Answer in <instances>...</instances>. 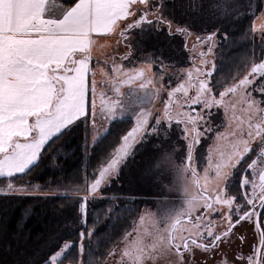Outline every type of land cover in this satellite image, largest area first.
Returning <instances> with one entry per match:
<instances>
[{"label":"snow or ice","instance_id":"1","mask_svg":"<svg viewBox=\"0 0 264 264\" xmlns=\"http://www.w3.org/2000/svg\"><path fill=\"white\" fill-rule=\"evenodd\" d=\"M193 6L199 13H203L206 8L217 11L221 7L230 9V12H226L225 18L239 12L235 0H208L207 4L195 5L190 3V7ZM166 11V0H75V3L62 9L61 13L54 17L49 11L47 0H0V176L11 179L16 174H26L39 168L48 159V148L51 143L74 131L77 122L81 120L85 124L86 154L106 138L111 127L102 130V126H97L98 82L94 78L96 73L90 66L95 37L114 32L120 29L121 24L126 25L120 29V36L129 51L121 59L131 63L134 55L142 54L141 59L151 62L149 67L154 64L161 71L169 65H165L164 59H160L155 53L147 52L143 46L153 34L159 36L161 30H166L168 38H176L177 35L194 37L198 44L211 42L215 37V32L207 37L196 35L190 31L195 28L191 22L171 12L165 16ZM196 14L190 13L193 16ZM174 21L177 22L175 28ZM137 29L139 31L136 37L130 38L128 34ZM260 30L264 34V25ZM187 48V43L182 42L177 57L186 55ZM195 48L196 44H193L190 50ZM208 52H212V47L208 48ZM199 55L203 57L205 53L200 52ZM180 62L182 61L178 58L177 63ZM204 63L206 61L202 59L201 64ZM112 71L128 73L127 80L121 83H132L145 75L143 68L125 70L123 65L115 64L112 65ZM196 71L200 72V69L197 68ZM214 71L215 65L203 75L211 77ZM187 75L191 78L192 71L188 70ZM242 75L243 78L235 77L229 87L219 92V100L215 98L214 89L218 87L216 82L200 79L196 97L189 98L191 104L188 107L192 110L184 113L182 118L176 121V127L183 125L179 132L182 139H178L183 151L187 142L188 163L184 168L179 166L176 168L177 175L182 176L189 170L195 172L192 162L197 146L201 145L206 134L214 131L210 127H204L207 121L204 120L203 113L195 109L203 105L204 111H208L215 104L227 112L229 106L225 102V97L233 93L241 94L243 102L248 105L246 127L245 122L240 121L236 125L237 130L229 133L234 138L247 139L235 140L232 147L238 150L227 155L220 153L222 162L215 165L214 173L215 196L209 195L204 198V215L195 218L197 221L195 230H185L187 235L176 236L173 224V233L167 238L160 236L151 245H137L134 252L126 251L124 255L130 256L132 264H154L158 256L169 253L175 254L177 264H193L188 256L194 248L203 249L205 253L219 252V255L214 256L213 264H264V183L261 184L258 195L254 193L249 198V194L244 191L249 187L255 189L254 183L249 181L247 175L256 167L258 161L252 159L242 171V165L251 159L250 154L255 150L254 141L260 148L259 162L264 164V107H260L264 105V83H261L264 81V58L253 64L248 74ZM249 88L258 90L262 99L255 100L248 95ZM176 91H183L187 96V88L183 84L169 92V97ZM100 95V114H106L105 118L111 125L117 119L116 112L113 107L105 104L103 97L106 93L102 91ZM150 116V112L141 108L136 115L135 125L108 146L111 151L105 152L93 173L94 178L90 182L86 179L83 187L76 188L71 202L63 209L66 213L64 219L69 221V224L76 223L84 228L83 231H79V256L85 254V239L90 238L96 231L94 227H87L90 200L97 199L98 194L106 190L113 178L119 177L122 166L149 137L161 139V144L152 151L162 155L164 145L169 141L161 137V131L165 136H168L169 132L171 135L176 134V127H172V117L169 115L167 105L164 115L155 118V123H149ZM165 119L168 121L167 125ZM217 138L223 140L226 137L217 132ZM240 145L243 147L240 148ZM209 153L211 156V149ZM159 159L160 155L153 156L150 167H155ZM164 159L168 160V157ZM50 160L55 163L53 154ZM210 170L211 162L205 172ZM260 179L264 181V170L260 173ZM220 184L223 185L222 188ZM233 184L238 187L234 190L235 194L230 195ZM28 187L31 185L16 187L9 183L7 191L24 194ZM2 191L5 189H0V192ZM117 206L118 204H114L111 211ZM195 207L193 200L189 199L187 207L179 214L187 217L189 224L192 223V212ZM211 214L222 217L223 231L214 228L213 222L206 219ZM245 227L249 229L255 227L258 230L259 247L250 245L249 255L239 251V246L228 251L224 247L225 241L231 243V238L236 237ZM238 239L245 241L243 236H239ZM74 248H77V242L74 240H67L62 246L59 243L55 244L49 249L51 255L44 259V264H64V260H68L69 264H83L77 255H71ZM109 255L113 256L115 253L109 252ZM122 262L123 256L121 264ZM88 264L104 262L95 260L89 261Z\"/></svg>","mask_w":264,"mask_h":264},{"label":"trees","instance_id":"2","mask_svg":"<svg viewBox=\"0 0 264 264\" xmlns=\"http://www.w3.org/2000/svg\"><path fill=\"white\" fill-rule=\"evenodd\" d=\"M54 1L65 6L75 3V0ZM238 1L243 4L244 12L247 11V13L233 18L229 15L225 18V16L221 17L217 10L206 8L203 13H199L194 6L190 7V3L192 5L206 4L208 0H166L165 16L171 12L191 22L195 28L190 31L200 35L206 33L205 37L215 32V37L221 39L222 48L218 50L217 70L213 77L216 83L223 85L222 87L230 85L237 73L243 71L248 64H257L263 58L264 45L259 44L260 36H247V34L253 31L252 23L256 17L255 14L262 8L264 0ZM193 12L197 14L190 15ZM168 18L171 19V16ZM176 25L177 22L174 21L173 26ZM138 31L137 29L132 32V38L136 37ZM219 33L227 34V43L223 40L225 36H220ZM185 39V36L179 35L176 38H168L166 30H161L159 36L153 34V37L144 42L143 46L147 52L155 53L157 57L164 59V63L169 67L181 68L192 66L196 61L195 55H188L190 53L188 48L185 49L186 55L177 57L182 42L186 43ZM141 55L136 54L135 57L148 62L141 59ZM166 57H172V59H165ZM178 58L182 62L177 63ZM218 87L221 88V86ZM135 104L136 102L133 101L132 108ZM228 124L229 121L225 128ZM134 125L133 116L117 119L111 125L108 123L107 127L111 128L106 138L86 154L84 151L85 124L81 120L77 122L74 131L51 143L48 148V159L39 168L26 174H16L11 179L0 177V189H5L0 192V264H44V259L51 255L49 249L57 243L62 246L67 240L77 242V248L72 250L71 255H77L83 264L104 260L109 255L111 249L133 230L144 204L151 203V200L156 197L154 196L156 190L153 188L156 187L155 179L158 176L159 167L157 164L155 167H150V162L153 156L159 154L152 151L153 146L149 148V144L145 147L142 145L141 150L139 149L127 162L119 177L113 178L112 183L98 194L97 199L90 200L87 227H94L96 231L92 237L85 239L83 256L78 255V248L79 231H83L84 228L76 223L69 224V221L64 219L66 213L63 209L71 202L74 190L83 187L86 179L90 182L94 178L93 173L105 152L111 151L108 146L118 136H123L125 131L131 130ZM225 128L224 130L227 131ZM90 131L89 128V138ZM207 140H210V145L206 143L205 152L220 141L217 136L214 141L211 135L207 137ZM213 148L214 154L216 147ZM253 148L255 150L250 154L251 159L242 165L243 171L252 159L255 158L258 161L254 173L247 175V177H253L249 180L255 185V189L252 187L244 189L250 195L257 191L261 182L260 171L264 170V164L259 162L260 148L257 145H253ZM229 151L233 152V147ZM52 154L55 163L50 160ZM207 168L209 167L206 166L205 169ZM254 178L257 180L253 181ZM9 183L16 187L31 185L30 188L33 190L39 188V192L34 190L24 194L12 193L7 191ZM236 187L238 185H232L233 191L230 195L235 194ZM66 190L70 192L65 193ZM107 195H112V199H107ZM114 204L118 206L111 211ZM64 264H69V261L64 260Z\"/></svg>","mask_w":264,"mask_h":264},{"label":"rangeland","instance_id":"3","mask_svg":"<svg viewBox=\"0 0 264 264\" xmlns=\"http://www.w3.org/2000/svg\"><path fill=\"white\" fill-rule=\"evenodd\" d=\"M235 3L239 7V12L231 15L232 18L237 15H244L247 13V11L244 12L243 4L241 2L235 0ZM230 11V9L221 7L217 13L222 17L225 16L226 12ZM255 15L256 17L252 23L253 31L250 34H247V36H260L259 44L264 45V41H262V35L264 34H262L260 30L261 26L264 25V2L260 11H257ZM130 22L131 21L129 20V23ZM176 26L173 27L175 28ZM124 27H126V25H120V29H123ZM120 29L94 38L95 46L92 49V60L90 62V66L95 71L96 74L94 78L98 82L96 98L98 106L97 126H102L103 130L104 128H108L107 126L109 123V121L105 118L106 114L101 115L99 110V106L101 105L100 93L103 91L106 93L103 97L104 102L107 106L114 108L117 119L133 116L136 120V115L140 112L141 108H143L145 111L151 113L149 123H155V118L164 115L165 105H167L169 115L172 117V127H176V121L181 119L184 113L192 110L188 107V105L191 104V99L189 98L196 97L200 79H210L215 82V78L213 77L215 71L212 73L211 77H205L203 73L210 71L213 65H215V70H217L218 50L222 48V45H220L221 39L215 37L212 42L198 44L194 37L185 36V42L187 43L190 51L188 55H195V64L192 66H182L181 68L168 66L161 71V69L154 64L152 67H149L148 65L151 63L150 61L144 62L135 57V55L131 63L121 59L129 51V49L125 47L124 40L120 36ZM132 32L128 34L130 38L133 37ZM196 35L205 37L207 34L205 33L200 35L196 33ZM220 36H225V34L222 33ZM223 40H226L225 43H227V39H225V37ZM118 41L119 43H117ZM193 44H196V48L194 50H190L192 49ZM209 47H212V52L210 53L208 52ZM200 52H204L205 55L201 57L199 55ZM202 59L206 61V63L201 64ZM113 64L116 66L123 65L125 70L143 68L145 70V75L142 78L135 79L132 83H121V81L127 80L128 73L112 71ZM252 66L253 64H248L243 71L237 73L235 77L239 76L240 78H243L242 74H248L251 71ZM197 68L200 69V72L196 71ZM188 70L192 71L191 78L187 75ZM106 81L107 83H105ZM232 82L233 80L231 83ZM261 83H264V81H261ZM181 84L187 88V96L183 91H176L171 97H169L168 93ZM216 84L219 86L218 83ZM230 85L228 84L226 87H229ZM221 88L217 87L214 89L215 98L217 100L220 99L219 92H223L225 87ZM117 89L119 91H117ZM247 94L251 95L255 100L262 99L258 90L249 88L247 90ZM133 101L136 102L134 108H132L131 105ZM225 102L229 106L227 112L223 107H219L215 104L212 105L208 111H204L203 105H200L199 108L195 109V111L203 113L204 120L207 121V123L204 124V127L214 129L213 132L206 134L201 142V145L197 146L196 154L192 162V167L195 169V172L189 170L182 176H178L176 172V168L178 166L180 168H184L188 163L186 158L187 142H185L184 151L180 148V144L178 143V139H182V137L179 136V132L180 127H183V125L176 127V134L174 135H171L169 132L168 136H165L164 132L161 131V137L168 139L169 142L164 145L163 154H159L160 159L156 162L157 167H159L158 176L155 179L156 187L153 188L156 190L154 194L156 197L151 200V203L144 204L141 208L142 210L135 227L131 232L126 234L113 249H111L110 252H114L115 255H107L104 260H101L104 264H121L122 256V264H132L130 256L124 255L126 251L130 253L134 252L137 245H151L160 236L167 238L173 233V224H175L174 234L176 236L184 235V229H195L197 225L195 218L201 216L202 211L204 210V198L209 195L213 197L215 196L214 189L216 187V181L214 173L215 165L222 162L220 153L223 152L225 155L229 154V150L235 140L241 138L247 139V137L234 138L229 135V133L237 130L236 125L240 121H244L246 127L248 105L243 102L242 95L238 93L226 96ZM260 107H264V105H260ZM228 121L229 124L225 128ZM165 124H168L167 119H165ZM224 128L227 131H225ZM217 132L224 134L226 138L223 140L220 139L219 143L213 146L216 147V153L213 154L214 148H211L210 156L209 151L205 152L206 143L209 144L210 142V140H207V137L209 138L211 135L214 137L215 141ZM148 144L150 145L149 148H151V146L155 148L161 144V139L149 137L148 140L143 142L144 147ZM253 145H256L255 141L253 142ZM239 147L242 148L243 146L240 145ZM140 148L141 146H138L136 152ZM235 150L238 149H234V151ZM136 152L129 157L128 161L135 156ZM164 157H168V160H165ZM209 162H211V170L209 172H205V167H209ZM125 165L122 166V169ZM254 170L255 168L248 174L252 175ZM247 178L251 179L253 177L249 176ZM255 180H257V178L253 179V181ZM219 186L221 188L223 187L222 184ZM34 190L29 187L27 192ZM35 192H39V188H36ZM68 192L70 191H65V193ZM106 198L110 200L112 199V195H107ZM189 199H192L193 203L196 205L192 212V217L193 220L196 221V224L186 223V217L179 215L187 207V201ZM224 210L225 212L227 211L226 207ZM209 216L215 217L217 215L211 214ZM141 217H143V220H141ZM219 218L222 217L220 216ZM206 219L209 220V217ZM218 223L222 224V222ZM176 259L177 258L174 253H169L167 255L158 256L154 264H171L172 261L176 262Z\"/></svg>","mask_w":264,"mask_h":264},{"label":"flooded vegetation","instance_id":"4","mask_svg":"<svg viewBox=\"0 0 264 264\" xmlns=\"http://www.w3.org/2000/svg\"><path fill=\"white\" fill-rule=\"evenodd\" d=\"M249 179V178H248ZM251 181V180H249ZM264 183V181H261L259 183V187L257 189V191L255 192V194H259L261 191V184ZM249 194V198L254 194L250 195ZM259 203V201H257V204ZM257 211H259V208H257ZM205 213V210L202 211L201 216H203ZM219 216V215H217ZM212 217V216H207L209 217V220H211L213 222V227L214 228H218L219 230L223 231L224 230V225L223 223L220 224L218 222H222V218L219 217ZM206 217V218H207ZM187 220V217H186ZM196 221L192 219V223H195ZM203 223V221H201ZM188 223V222H186ZM196 224V223H195ZM192 226V225H191ZM195 226V225H194ZM207 227V225H205ZM186 229H184V235H187V231H185ZM195 230V229H193ZM239 236H243L245 237V241H241L240 239H238ZM260 237H259V233L258 230L253 227L251 229L245 227L244 229L240 230L237 233L236 237H232L231 238V243H228L227 241H225L224 243V247L228 250L231 251L232 249L237 248V246H239V251L243 252L245 255H249L250 254V248L249 246H254V247H259L258 245V241H259ZM220 253H212V252H207L205 253L203 251V249H193L192 253L189 254L188 258L189 260L193 261V264H213L214 261V256L215 255H219ZM238 258V257H237ZM171 264H177V259L176 262L172 261Z\"/></svg>","mask_w":264,"mask_h":264},{"label":"crops","instance_id":"5","mask_svg":"<svg viewBox=\"0 0 264 264\" xmlns=\"http://www.w3.org/2000/svg\"><path fill=\"white\" fill-rule=\"evenodd\" d=\"M48 8L49 11L53 14V16H58L62 9L70 7V6H65L57 1L54 0H47Z\"/></svg>","mask_w":264,"mask_h":264}]
</instances>
